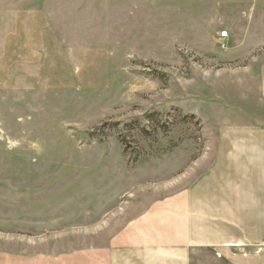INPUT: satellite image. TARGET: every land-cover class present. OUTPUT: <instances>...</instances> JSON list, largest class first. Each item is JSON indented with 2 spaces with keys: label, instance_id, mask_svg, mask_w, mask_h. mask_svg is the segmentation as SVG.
<instances>
[{
  "label": "rangeland",
  "instance_id": "rangeland-1",
  "mask_svg": "<svg viewBox=\"0 0 264 264\" xmlns=\"http://www.w3.org/2000/svg\"><path fill=\"white\" fill-rule=\"evenodd\" d=\"M263 81L264 0H0V250L107 245Z\"/></svg>",
  "mask_w": 264,
  "mask_h": 264
},
{
  "label": "crops",
  "instance_id": "crops-1",
  "mask_svg": "<svg viewBox=\"0 0 264 264\" xmlns=\"http://www.w3.org/2000/svg\"><path fill=\"white\" fill-rule=\"evenodd\" d=\"M240 112L216 126L205 167L129 219L107 245L57 254L0 250V264H264V113Z\"/></svg>",
  "mask_w": 264,
  "mask_h": 264
},
{
  "label": "built area",
  "instance_id": "built-area-1",
  "mask_svg": "<svg viewBox=\"0 0 264 264\" xmlns=\"http://www.w3.org/2000/svg\"><path fill=\"white\" fill-rule=\"evenodd\" d=\"M221 36H222V38H225V37L228 36V33L227 32H222Z\"/></svg>",
  "mask_w": 264,
  "mask_h": 264
}]
</instances>
